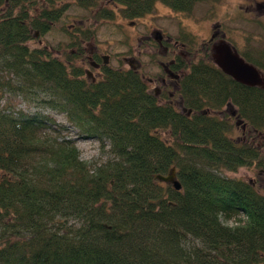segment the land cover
Masks as SVG:
<instances>
[{"label":"trees","instance_id":"obj_1","mask_svg":"<svg viewBox=\"0 0 264 264\" xmlns=\"http://www.w3.org/2000/svg\"><path fill=\"white\" fill-rule=\"evenodd\" d=\"M57 1L0 0V95H41L113 159L91 169L50 117L0 108V264H264V194L218 175L264 173V90L224 75L212 45L198 63L176 57L171 68L186 70L184 113L161 104L135 70L104 64L102 79L88 81L71 57L29 46L32 31L43 36L62 19ZM110 1L128 21L152 15L158 2ZM204 1L160 0L177 14ZM175 43L194 48L196 39L183 33ZM172 169L179 192L155 179Z\"/></svg>","mask_w":264,"mask_h":264},{"label":"rangeland","instance_id":"obj_2","mask_svg":"<svg viewBox=\"0 0 264 264\" xmlns=\"http://www.w3.org/2000/svg\"><path fill=\"white\" fill-rule=\"evenodd\" d=\"M37 1L41 5L42 0ZM263 7L264 0H206L195 5L191 14H177L158 0L152 15L128 21L120 15L121 7L116 9L110 0H84L82 4L79 0H60L56 8L63 9L62 19L43 36L32 31L34 39L29 46L46 50L62 61L71 57L74 65L84 73V78L92 82L102 79L100 73L104 64L114 69H134L149 93L161 104L171 102L179 112L184 113L179 83L186 70L174 71L180 77L177 80L167 75L165 68L179 64L177 61L172 64L177 58H182L188 65L198 63L204 59L207 47H213L220 41L229 43L241 56L249 55L264 65ZM104 9L116 11L117 17L113 20L100 19L98 11ZM79 30L90 31L93 35L85 38L79 34ZM183 33L196 39L194 48L176 46V39ZM75 35L78 37L75 38ZM156 36L161 38L162 47L157 43ZM73 43L75 46H72ZM78 46L82 52H76ZM258 70L264 76V71ZM163 79L167 81L166 85H162ZM41 97L36 95L25 99L5 93L0 95V108H9L29 116L39 113L50 117L67 129L63 136L76 141L81 160L88 163L91 169L113 159L109 147H103L95 140L81 139L78 130L71 127L66 116L46 107ZM232 111L234 109L224 112L228 117ZM231 121L236 129H241L242 125L237 119ZM235 135L241 136L240 131L236 130ZM218 175L251 184L264 194V173L261 169L241 168L235 172L222 171ZM226 224L234 226L236 221Z\"/></svg>","mask_w":264,"mask_h":264},{"label":"water","instance_id":"obj_3","mask_svg":"<svg viewBox=\"0 0 264 264\" xmlns=\"http://www.w3.org/2000/svg\"><path fill=\"white\" fill-rule=\"evenodd\" d=\"M212 62L223 74L235 82L246 87H258L264 90V77L262 73L257 67H254L240 57L239 53L229 43L220 41L214 44L212 47ZM155 179L171 185L177 192L182 189L175 169H172L167 176L158 175L155 176Z\"/></svg>","mask_w":264,"mask_h":264},{"label":"flooded vegetation","instance_id":"obj_4","mask_svg":"<svg viewBox=\"0 0 264 264\" xmlns=\"http://www.w3.org/2000/svg\"><path fill=\"white\" fill-rule=\"evenodd\" d=\"M156 39L158 40V44H159V46L160 47H162V40H161V38H159L158 36H156ZM176 44V46H178V44L177 43H175ZM174 48H176L175 46H174ZM175 62L176 61H172V64H175ZM96 67H100V65L99 66H96ZM134 70V69H133ZM136 71V70H135ZM165 72H166V74L167 75H169L170 77H172L173 79H177V80H179L180 79V77L178 76V74H176L175 72H174V70H172L171 69V66L169 67V68H165V70H164ZM137 72V71H136ZM138 73V72H137ZM166 85L167 84V81L166 80H162V85Z\"/></svg>","mask_w":264,"mask_h":264}]
</instances>
